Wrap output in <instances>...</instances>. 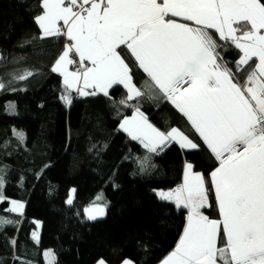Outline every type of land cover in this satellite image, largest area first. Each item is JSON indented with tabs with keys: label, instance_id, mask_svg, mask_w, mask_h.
<instances>
[{
	"label": "snow or ice",
	"instance_id": "snow-or-ice-1",
	"mask_svg": "<svg viewBox=\"0 0 264 264\" xmlns=\"http://www.w3.org/2000/svg\"><path fill=\"white\" fill-rule=\"evenodd\" d=\"M40 7L34 19L41 38L67 37L51 68L63 77L65 103H72L73 92L109 96L122 85L127 96L119 104L133 111L119 129L147 153L173 141L197 149L184 131H161L141 111L142 102L159 107L166 100L219 162L210 173L219 219L202 212L210 190L190 163L182 184L158 193L188 211L183 234L162 264H264V0H40ZM228 49L238 57L234 66L221 55ZM134 70L146 74L139 86ZM35 74L13 73L7 84L0 79V92ZM13 134L23 142L22 132ZM4 183L0 174V203L22 214L23 203L5 200ZM86 212L94 220L104 208ZM12 223L0 216V225ZM45 256L55 264L51 250Z\"/></svg>",
	"mask_w": 264,
	"mask_h": 264
},
{
	"label": "trees",
	"instance_id": "trees-1",
	"mask_svg": "<svg viewBox=\"0 0 264 264\" xmlns=\"http://www.w3.org/2000/svg\"><path fill=\"white\" fill-rule=\"evenodd\" d=\"M41 13L40 0H0V79L7 84L13 73H38L0 92L5 200L24 204L17 216L6 211L8 202L0 203V216L14 221L0 225V264H45L46 250L55 264H159L183 234L187 211L159 199L156 191L180 185L186 163L210 189L218 162L166 100L159 107L142 102L141 111L161 131H184L197 149L169 143L159 154L147 153L126 136L119 124L133 109L119 104L127 96L120 85L109 96L72 94V103H65L61 77L51 68L66 41L41 38L34 19ZM221 55L233 66L238 59L233 49ZM145 75L134 70V83L139 86ZM14 130L24 134L23 142ZM94 205L104 206V217L86 220L84 210ZM203 213L218 216L209 209Z\"/></svg>",
	"mask_w": 264,
	"mask_h": 264
},
{
	"label": "crops",
	"instance_id": "crops-1",
	"mask_svg": "<svg viewBox=\"0 0 264 264\" xmlns=\"http://www.w3.org/2000/svg\"><path fill=\"white\" fill-rule=\"evenodd\" d=\"M158 2H160V0H158ZM178 22H185V21H183L182 20V18H179V17H177V18H175ZM186 23H189V24H191L192 22H186ZM58 24L60 25V26H63V22L62 21H60V22H58ZM38 26V25H37ZM39 27V26H38ZM214 31V30H213ZM40 32H41V30H40ZM65 41L67 42V37L65 36ZM69 70L70 71H75L76 69L73 67V66H69ZM58 75H60L59 73H57ZM60 77H61V80H62V83H63V77L60 75ZM120 86H122V85H120ZM123 87V86H122ZM110 90V89H109ZM108 90V91H109ZM86 91H92V89H87ZM125 91L127 92V90L125 89ZM72 94H77L76 96H78V97H85V96H79V94L78 93H75V92H73ZM98 95H104L102 92H98L97 93ZM96 94V95H97ZM105 96V95H104ZM168 102V101H167ZM173 108H174V110L177 112V113H179L181 116H183L170 102H168ZM131 115H132V113H131ZM131 115H129V116H131ZM146 116V115H145ZM184 117V116H183ZM185 119H186V117H184ZM148 119V118H147ZM187 120V119H186ZM148 122L149 123H151L149 120H148ZM189 123V122H188ZM152 124V123H151ZM190 124V123H189ZM154 126V125H153ZM191 126V125H190ZM158 129V128H157ZM121 130V129H120ZM126 136H128L127 135V133H125L123 130H121ZM195 131V130H194ZM198 134V133H197ZM198 136H199V134H198ZM129 137V136H128ZM130 138V137H129ZM201 139V138H200ZM202 140V139H201ZM140 146H142L138 141H136ZM203 142V141H202ZM171 143H175V144H177L179 147H180V145L178 144V143H176L175 141H173V142H171ZM205 145V144H204ZM206 146V145H205ZM143 147V146H142ZM207 147V146H206ZM189 150H191V149H189ZM209 150V149H208ZM210 151V150H209ZM211 153V152H210ZM214 157V156H213ZM218 162V161H217ZM219 163V162H218ZM187 164V163H186ZM185 164V165H186ZM185 165H184V168H183V174H182V179H181V183L180 184H182L183 183V176H184V169H185ZM192 170H193V168H192ZM195 172V171H194ZM179 186V185H178ZM175 189V188H174ZM171 190H173V189H171ZM171 190H166V191H163V192H168V191H171ZM210 191V198L208 199V206H206L205 208H203L202 209V212H204V210H206V209H209V210H211V214L212 213H216L218 216H216L217 218H214V217H212V215H210V217L209 218H212V219H219V214H218V209H217V206H216V202H215V193H214V189H212L211 188V182H210V189H209ZM159 192H161V191H156V196L159 198V199H161L160 198V196L158 195V193ZM161 200H163V199H161ZM164 201H170V202H172V203H174L176 206H177V204L175 203V201L174 200H164ZM210 201H212L213 202V205L211 204V207H210ZM100 206V205H99ZM9 207H10V204H9V206H8V209H9ZM92 207H94V206H92ZM92 207H90V208H92ZM177 207H179V208H183L182 206H177ZM89 209V208H88ZM183 209H185V208H183ZM186 211H187V209H185ZM187 216H188V211H187ZM84 217H85V219L87 220V217H86V214H85V210H84ZM186 224H187V217H186V223H185V226H186ZM185 228V227H184ZM221 231H222V225H221ZM219 243V242H218ZM174 250V249H173ZM45 252V251H44ZM44 254V253H43ZM170 254V253H169ZM44 256V255H43ZM167 257V256H166ZM165 257V258H166ZM164 258V259H165ZM163 261V260H162ZM162 261L159 263V264H162ZM129 264H132L131 262H129Z\"/></svg>",
	"mask_w": 264,
	"mask_h": 264
},
{
	"label": "rangeland",
	"instance_id": "rangeland-1",
	"mask_svg": "<svg viewBox=\"0 0 264 264\" xmlns=\"http://www.w3.org/2000/svg\"><path fill=\"white\" fill-rule=\"evenodd\" d=\"M63 38H65V36H63ZM76 93V92H75ZM78 97V96H77ZM186 150H189V149H186ZM159 150H158V152H157V154H159ZM188 164V163H187ZM71 194V195H70ZM72 198H73V190H71L70 192H69V197H68V200L69 199H71V201H72ZM209 198H210V192H209ZM68 200H67V203H68ZM69 204V203H68ZM101 207H103L104 208V206H101ZM91 208H89V210H90ZM10 213H12V214H14V215H17V216H21L22 214H23V212H22V214L21 213H19V212H15V213H13V212H10ZM85 214H86V217H87V220H89V221H94V220H98V219H101V218H103L104 217V215H105V208H104V214L103 215H97V217H96V219H89V216H88V213L86 212V210H85ZM36 225H37V227H38V231L37 232H35L36 233V235H37V237L39 236V222H37L36 223ZM36 239V238H35ZM37 240V239H36ZM48 250H46L45 252H44V261H45V264H48V258L45 256V253L47 252ZM52 252V251H51ZM53 253V252H52ZM54 255V254H53ZM54 259H55V256H54ZM96 264H105L104 263V261H102V260H99Z\"/></svg>",
	"mask_w": 264,
	"mask_h": 264
},
{
	"label": "built area",
	"instance_id": "built-area-1",
	"mask_svg": "<svg viewBox=\"0 0 264 264\" xmlns=\"http://www.w3.org/2000/svg\"><path fill=\"white\" fill-rule=\"evenodd\" d=\"M87 6H88V5H86V7H87ZM69 55H70V58H71L73 54L70 53ZM76 59L78 60V57H76ZM74 68H75V66H74Z\"/></svg>",
	"mask_w": 264,
	"mask_h": 264
},
{
	"label": "bare ground",
	"instance_id": "bare-ground-1",
	"mask_svg": "<svg viewBox=\"0 0 264 264\" xmlns=\"http://www.w3.org/2000/svg\"><path fill=\"white\" fill-rule=\"evenodd\" d=\"M74 67V66H73Z\"/></svg>",
	"mask_w": 264,
	"mask_h": 264
}]
</instances>
